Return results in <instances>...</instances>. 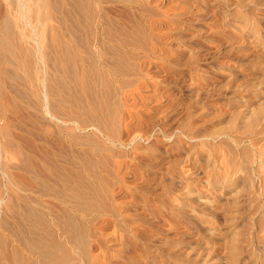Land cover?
Segmentation results:
<instances>
[{
	"label": "bare ground",
	"instance_id": "6f19581e",
	"mask_svg": "<svg viewBox=\"0 0 264 264\" xmlns=\"http://www.w3.org/2000/svg\"><path fill=\"white\" fill-rule=\"evenodd\" d=\"M170 4L0 0V264H100L123 216L110 178L151 132L132 108L156 66L133 55H162Z\"/></svg>",
	"mask_w": 264,
	"mask_h": 264
},
{
	"label": "rangeland",
	"instance_id": "374dc122",
	"mask_svg": "<svg viewBox=\"0 0 264 264\" xmlns=\"http://www.w3.org/2000/svg\"><path fill=\"white\" fill-rule=\"evenodd\" d=\"M170 6L162 55H133L156 66L143 69L138 121L130 116L152 129L122 149L120 176L110 178L124 189L123 216L98 260L264 264V0Z\"/></svg>",
	"mask_w": 264,
	"mask_h": 264
}]
</instances>
